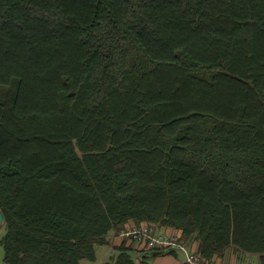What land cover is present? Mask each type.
Wrapping results in <instances>:
<instances>
[{
    "label": "trees",
    "instance_id": "1",
    "mask_svg": "<svg viewBox=\"0 0 264 264\" xmlns=\"http://www.w3.org/2000/svg\"><path fill=\"white\" fill-rule=\"evenodd\" d=\"M0 211L4 264L130 222L264 264V0H0Z\"/></svg>",
    "mask_w": 264,
    "mask_h": 264
},
{
    "label": "crops",
    "instance_id": "2",
    "mask_svg": "<svg viewBox=\"0 0 264 264\" xmlns=\"http://www.w3.org/2000/svg\"><path fill=\"white\" fill-rule=\"evenodd\" d=\"M138 226L130 222L125 228ZM124 228V229H125ZM153 234L157 236H178L175 229L154 225ZM189 250L197 251L198 243L195 241H187ZM123 246L128 248L135 259L136 264H184V253L180 250L162 252L163 250L150 249L144 243L136 242L132 239L111 236L110 244L101 246L96 249V259L99 256V263L102 264L117 253L115 248ZM96 261V260H95ZM214 264H261L258 254H243L237 252L233 248H227L222 255L212 257ZM87 264V263H86Z\"/></svg>",
    "mask_w": 264,
    "mask_h": 264
},
{
    "label": "built area",
    "instance_id": "3",
    "mask_svg": "<svg viewBox=\"0 0 264 264\" xmlns=\"http://www.w3.org/2000/svg\"><path fill=\"white\" fill-rule=\"evenodd\" d=\"M154 224H140L132 228H125L112 236H121L144 243L147 248L166 251L174 248L184 253V264H214L203 258L197 251L189 250L188 243L181 241L177 236H157L153 234Z\"/></svg>",
    "mask_w": 264,
    "mask_h": 264
},
{
    "label": "rangeland",
    "instance_id": "4",
    "mask_svg": "<svg viewBox=\"0 0 264 264\" xmlns=\"http://www.w3.org/2000/svg\"><path fill=\"white\" fill-rule=\"evenodd\" d=\"M4 231H5L4 227L2 225H0V238L4 234ZM98 249H101V247L98 248ZM2 257H3V251H2V248L0 247V264H4L3 263V260H2ZM99 260L100 259H99V256H98V258L96 259V261H94V262H88L87 264H100L99 263Z\"/></svg>",
    "mask_w": 264,
    "mask_h": 264
},
{
    "label": "water",
    "instance_id": "5",
    "mask_svg": "<svg viewBox=\"0 0 264 264\" xmlns=\"http://www.w3.org/2000/svg\"><path fill=\"white\" fill-rule=\"evenodd\" d=\"M3 222V215H2V213H1V211H0V224ZM173 250H175L174 248H171V249H168L167 251H173ZM162 252H166V251H162Z\"/></svg>",
    "mask_w": 264,
    "mask_h": 264
}]
</instances>
